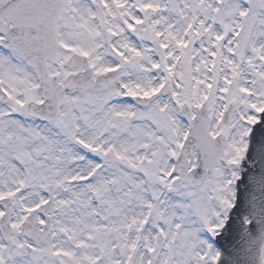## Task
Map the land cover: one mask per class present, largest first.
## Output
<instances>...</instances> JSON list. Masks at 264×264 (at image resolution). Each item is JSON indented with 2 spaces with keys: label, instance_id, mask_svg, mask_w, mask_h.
I'll list each match as a JSON object with an SVG mask.
<instances>
[{
  "label": "snow or ice",
  "instance_id": "obj_1",
  "mask_svg": "<svg viewBox=\"0 0 264 264\" xmlns=\"http://www.w3.org/2000/svg\"><path fill=\"white\" fill-rule=\"evenodd\" d=\"M0 264H264V0H0Z\"/></svg>",
  "mask_w": 264,
  "mask_h": 264
}]
</instances>
